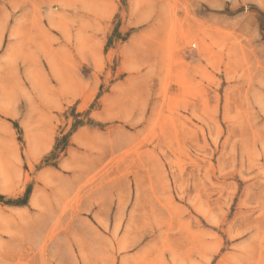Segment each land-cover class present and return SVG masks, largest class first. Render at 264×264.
<instances>
[{"label":"rangeland","instance_id":"1","mask_svg":"<svg viewBox=\"0 0 264 264\" xmlns=\"http://www.w3.org/2000/svg\"><path fill=\"white\" fill-rule=\"evenodd\" d=\"M0 264H264V0H0Z\"/></svg>","mask_w":264,"mask_h":264}]
</instances>
